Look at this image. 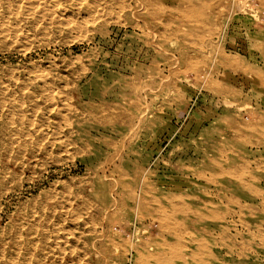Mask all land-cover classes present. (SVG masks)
Here are the masks:
<instances>
[{
    "label": "rangeland",
    "instance_id": "obj_1",
    "mask_svg": "<svg viewBox=\"0 0 264 264\" xmlns=\"http://www.w3.org/2000/svg\"><path fill=\"white\" fill-rule=\"evenodd\" d=\"M20 1L0 82L42 96L16 133L1 103L0 264H264V0Z\"/></svg>",
    "mask_w": 264,
    "mask_h": 264
},
{
    "label": "bare ground",
    "instance_id": "obj_2",
    "mask_svg": "<svg viewBox=\"0 0 264 264\" xmlns=\"http://www.w3.org/2000/svg\"><path fill=\"white\" fill-rule=\"evenodd\" d=\"M22 1V0H21ZM20 1V2H21ZM25 2H26V0H25ZM28 2V1H27ZM39 2V1H38ZM9 3V2H8ZM126 3V2H125ZM241 3V2H240ZM39 4H41V3H39ZM54 4V3H53ZM136 4H137V2H136ZM27 5V4H26ZM127 5V4H126ZM32 6V5H31ZM46 6V5H45ZM28 7V6H27ZM48 7V6H47ZM126 7V6H125ZM30 8V7H29ZM37 8V7H36ZM217 8V7H216ZM241 8H242V6H241ZM8 10V9H7ZM29 10V9H28ZM33 10V9H32ZM39 10V9H38ZM86 10V9H85ZM217 10V9H216ZM240 10V9H239ZM100 11V10H99ZM22 12V11H21ZM9 13V12H8ZM24 13V12H23ZM34 13V12H33ZM93 13V12H92ZM96 15V14H95ZM163 16V15H162ZM3 17V16H2ZM93 17H94V14H93ZM96 20V19H95ZM4 23V22H3ZM149 29V28H148ZM158 31V30H157ZM264 41V40H263ZM198 42V41H197ZM151 43V42H150ZM256 44V43H255ZM149 46V45H148ZM257 46V45H256ZM262 47V46H261ZM260 48V47H259ZM258 48V49H259ZM261 50V49H260ZM256 51H257V48H256ZM260 54V53H259ZM258 54V55H259ZM262 54H264L263 53V51H262ZM159 55V54H158ZM172 60V59H171ZM261 60V59H260ZM206 61V60H205ZM242 63V62H241ZM255 63V62H254ZM102 65V64H101ZM209 65V64H208ZM207 65V66H208ZM214 66V65H213ZM262 67V66H261ZM159 68V67H158ZM211 70V69H210ZM39 71V70H38ZM37 71V73H39ZM35 72V71H34ZM44 72V71H43ZM36 73V74H37ZM42 74V73H41ZM44 74V73H43ZM42 74V75H43ZM39 76L38 77H40V74H38ZM47 74H45V76H46ZM24 77H25V75H23ZM27 76V75H26ZM44 76V75H43ZM42 76V77H43ZM48 76H49V73H48ZM249 76V75H248ZM252 76V75H251ZM12 77V76H11ZM29 77V76H28ZM37 77V76H36ZM35 77V78H36ZM16 78V77H15ZM22 78V77H21ZM30 78V77H29ZM33 78H34V75H33ZM41 78V77H40ZM45 78H47V77H45ZM50 78H53V77H50ZM255 78V77H254ZM37 79V78H36ZM35 79V80H36ZM44 79V78H43ZM168 79V78H167ZM252 79V78H251ZM8 80V79H7ZM7 80H5V81H2V82H0V95H2V96H0V107L2 106V104L1 103H3V102H5L4 104H6V107H7V116H6V118H7V121L9 122V123H11L12 125H14V128L12 129V132H15L16 131V128H15V125H17V124H19V122H21L22 120H23V118H24V116L25 115H27V114H32V113H34L35 111V109H37V108H35V109H33V110H27L26 108H25V105L27 104V103H36L37 102V100H39L40 98H41V96H42V92L40 91V87L37 89L36 88V90H31V89H33L32 87H30V88H27V86L28 85H25L23 82V79H22V82H20V81H18L17 79H13V81L11 82H9V81H7ZM25 80V82L26 81H29V82H32V79H27L26 80V78L24 79ZM34 80V79H33ZM46 80V79H45ZM166 80V79H165ZM252 80H254V79H252ZM1 81V80H0ZM42 82H44L43 80H41ZM170 81V80H169ZM172 81V80H171ZM36 83V82H35ZM37 83H38V81H37ZM37 83H36V85H37ZM172 83V82H171ZM250 83V82H249ZM52 84V83H51ZM50 84V85H51ZM55 84V83H54ZM33 85V84H32ZM41 85V84H40ZM39 85V86H40ZM174 86V85H173ZM52 87H53V85H52ZM253 87V86H252ZM35 89V88H34ZM44 90V88H42L41 87V90ZM245 90V89H244ZM247 90V89H246ZM55 93V92H53V91H50V93ZM264 92V91H263ZM49 95H51V97H52V94H49ZM48 95V96H49ZM46 96H47V92H46ZM47 96V97H48ZM4 97L6 98V99H4ZM44 99V98H43ZM54 99V98H53ZM53 99H51V101L53 100ZM42 100V99H41ZM49 100H50V98H49ZM72 100V99H71ZM235 100V99H234ZM43 101V100H42ZM46 101V100H45ZM45 101H43V102H45ZM239 101V100H238ZM39 102V101H38ZM37 102V103H38ZM47 102V101H46ZM223 103V102H222ZM262 103V102H261ZM33 104V105H34ZM54 105V104H53ZM36 106V105H35ZM34 106V107H35ZM67 106V105H66ZM74 106V105H73ZM227 106H228V104H227ZM234 106V105H233ZM50 107V106H49ZM53 107V106H52ZM61 108V107H60ZM60 108H56V111L58 110V109H60ZM46 109V108H45ZM47 109H49L48 107H47ZM51 109H53V108H50V110ZM61 110V109H60ZM246 110V109H245ZM264 110V109H263ZM37 111V110H36ZM52 111V110H51ZM252 111V110H251ZM50 112V111H49ZM60 112H62V111H60ZM75 112V111H74ZM235 112V114L237 115V116H239V121L238 120H233V118L231 119V120H227V124L233 129V130H235V131H237V133L238 132H242L243 130H244V132H247L248 134H250V135H252L253 137L254 136H258L259 135V129H260V127L258 126V125H256L255 124V122L252 124V123H250L249 121H247L248 119H245V121H246V125H245V127L244 128H242V126H241V122L240 121H244V118H245V116L246 115H242L243 113H242V111L241 110H235L234 111ZM248 112H249V110H248ZM47 113V112H46ZM58 113H59V110H58ZM57 113V114H58ZM54 114V113H53ZM261 114V113H260ZM56 115V114H55ZM69 115V114H68ZM141 115V114H140ZM57 116V115H56ZM142 116V115H141ZM67 118V117H66ZM64 119V118H63ZM65 120V119H64ZM224 120V119H223ZM250 120V119H249ZM251 120H253V119H251ZM23 122H24V120H23ZM61 122V121H60ZM123 122V121H122ZM139 122V121H138ZM22 123V122H21ZM25 123V122H24ZM28 123V122H27ZM64 123H65V121H64ZM250 123V124H249ZM66 124V123H65ZM68 124V123H67ZM24 125V124H23ZM30 125V124H29ZM58 125V124H57ZM70 125V124H69ZM136 125V124H135ZM226 125V124H225ZM20 126H21V124H20ZM28 125H26V127H27ZM60 126V125H59ZM22 127V126H21ZM26 127H25V129H26ZM66 127V126H65ZM28 128V127H27ZM70 128H71V126H70ZM24 129V130H25ZM29 129V128H28ZM17 130H18V128H17ZM23 130V131H24ZM35 130V129H34ZM22 132V131H21ZM28 132V131H27ZM27 132L25 133V134H27ZM41 132V131H40ZM16 133V132H15ZM23 133V132H22ZM31 133V132H30ZM18 135V134H17ZM24 135V134H23ZM38 135H39V133H38ZM231 135V134H230ZM14 136V135H13ZM114 136V135H113ZM239 136V135H238ZM241 136V135H240ZM26 137V136H25ZM227 138V137H226ZM243 138V137H242ZM133 139V138H132ZM213 139V138H212ZM251 140V139H250ZM123 142V141H122ZM37 144H39V143H37ZM218 144V143H217ZM254 146H255V144H254ZM253 146V147H254ZM20 147H21V145H20ZM22 147H23V145H22ZM44 147V146H43ZM220 147V146H219ZM40 148V147H39ZM255 148V147H254ZM262 148V147H261ZM224 149V148H223ZM227 149V148H226ZM76 150V149H75ZM118 150V149H117ZM218 150V149H217ZM19 152V151H18ZM30 152V151H29ZM119 153V152H118ZM252 153V152H251ZM31 154V153H30ZM35 154V153H34ZM208 155V154H207ZM30 156V155H29ZM113 156V155H112ZM209 156V155H208ZM220 157V156H219ZM34 158V157H33ZM249 158V157H248ZM36 159V158H35ZM250 159V158H249ZM226 162V161H225ZM132 164V163H131ZM133 165V164H132ZM141 165V164H140ZM228 165V164H227ZM137 166V165H136ZM148 166V165H147ZM231 166V165H230ZM232 167V166H231ZM236 167V166H235ZM235 167H233L232 169L231 168H228V174H231V175H233V176H236L237 175V170L235 169ZM252 168H253V166H251ZM262 168V167H261ZM134 170H135V166H134ZM101 172H102V170H101ZM137 172V171H136ZM242 172V171H241ZM247 172V171H246ZM238 173H240L239 172V170H238ZM105 174V173H104ZM241 174V173H240ZM110 175V174H109ZM143 175H144V173H143ZM209 175V174H208ZM100 176V175H99ZM244 176H246V175H244ZM124 177V176H123ZM133 177V176H132ZM226 177V176H225ZM236 178V177H235ZM254 178V177H253ZM149 180V179H148ZM213 180V179H212ZM251 180V179H250ZM115 181V180H114ZM218 181H219V179H218ZM234 181V180H233ZM238 181H239V179H238ZM141 182V181H140ZM134 183V182H133ZM156 183V182H155ZM257 183V182H256ZM117 184V183H116ZM135 184V183H134ZM224 184V183H223ZM238 184V183H237ZM112 185V184H111ZM115 185V184H114ZM123 185V184H122ZM136 185V184H135ZM185 185V184H184ZM226 185V184H225ZM133 186V185H132ZM239 186V185H238ZM259 186V185H258ZM261 186V185H260ZM112 187V186H111ZM122 187V186H121ZM223 187V186H222ZM236 187V186H235ZM114 188V187H113ZM112 188V189H113ZM117 188H118V186H117ZM146 188V187H145ZM242 188V187H241ZM120 190V189H119ZM224 190V189H223ZM222 190V191H223ZM239 190H241V189H239ZM243 190V189H242ZM111 191V190H110ZM76 192V191H75ZM114 192V191H113ZM138 192V191H137ZM224 192H225V190H224ZM232 192V191H231ZM110 194H111V192H109ZM242 193V192H241ZM248 193V192H247ZM115 194V193H114ZM142 194V193H141ZM249 194V193H248ZM168 195V194H167ZM191 195V194H190ZM250 195V194H249ZM248 195V196H249ZM111 196V195H110ZM137 196V195H136ZM113 197V196H112ZM146 197V196H145ZM158 197H160V196H158ZM216 197V196H215ZM114 198V197H113ZM144 198V197H143ZM249 198V197H248ZM86 199V198H85ZM138 199V198H137ZM136 199V200H137ZM195 199V198H194ZM246 199V198H245ZM250 199V198H249ZM261 199V198H260ZM116 200V199H115ZM114 201V200H113ZM187 201H189V200H187ZM248 201V200H247ZM81 202V201H80ZM202 202V201H201ZM216 202V201H215ZM251 202V201H250ZM255 202V201H254ZM89 203V202H88ZM114 203V202H113ZM140 203H142V204H144L145 202H144V200H142V202H141V199L139 200V204ZM176 203V202H175ZM244 203V202H243ZM242 203V204H243ZM257 203V202H256ZM234 205H238V202L237 201H234V203H233ZM90 205V204H89ZM88 205V206H89ZM135 205H136V203H135ZM156 205H158L157 203H156ZM155 205V206H156ZM107 206V205H106ZM154 206V207H155ZM113 207H114V205H113ZM135 207V206H134ZM257 207V206H256ZM136 208V207H135ZM134 208V209H135ZM162 208V207H161ZM258 208V207H257ZM88 209V208H87ZM152 210V209H151ZM161 210H163V208L161 209ZM201 210V209H200ZM84 211V210H83ZM86 211H88V210H86ZM112 211V210H111ZM164 211V210H163ZM203 211V210H202ZM109 212H110V210L107 212V214H109ZM131 212H133V211H131ZM152 212V211H151ZM87 213V212H86ZM145 213V212H144ZM162 213V212H161ZM165 213V212H164ZM172 213V212H171ZM178 213V212H177ZM195 213V212H194ZM73 214V213H72ZM78 214V213H77ZM107 214H105V215H107ZM111 214V213H110ZM147 214V213H146ZM196 214V213H195ZM249 214V213H248ZM104 215V214H103ZM207 215V217L211 220V221H221V220H223L224 218H225V216L227 215H229V214H225V213H217V212H214V211H211V212H209L208 214H206ZM252 215V214H251ZM71 216V215H70ZM73 216V215H72ZM75 216V215H74ZM73 216V217H74ZM78 216V215H77ZM80 216V215H79ZM78 216V217H79ZM111 216V215H110ZM134 216V215H133ZM150 216L152 217V215L150 214ZM179 216V215H178ZM77 217V218H78ZM156 217H157V215H156ZM173 217V216H172ZM244 217V216H243ZM105 218H108V216L107 217H105ZM110 218V217H109ZM135 218V217H134ZM137 218V217H136ZM75 219V218H74ZM194 219V218H193ZM257 219V218H256ZM258 219H261V218H258ZM22 220V219H21ZM86 220V219H85ZM93 220V219H92ZM63 221V220H62ZM91 221V220H90ZM94 221V220H93ZM159 221V220H158ZM161 221V220H160ZM230 221V220H229ZM69 222H70V219H69ZM104 222V221H103ZM103 222H101V223H103ZM138 222V221H137ZM196 222V221H195ZM253 222V221H252ZM260 222V221H259ZM258 222V223H259ZM64 223V222H63ZM72 223V222H71ZM157 223V222H156ZM161 223V222H160ZM217 223V222H216ZM215 222H214V224H216ZM87 224V223H86ZM128 224V223H127ZM208 224V223H207ZM33 225V224H32ZM31 225V226H32ZM93 225H94V222H93ZM174 225V224H173ZM235 225V224H234ZM259 225V224H258ZM257 225V226H258ZM155 226V225H154ZM241 226V225H240ZM94 227V226H93ZM92 227V228H93ZM103 227V226H102ZM141 227V226H140ZM162 227V226H161ZM193 227V226H192ZM260 227V226H259ZM74 228V227H73ZM199 228V227H198ZM244 228H246V227H244ZM123 229V228H122ZM142 229V228H141ZM200 229V228H199ZM144 230V229H143ZM163 230V229H162ZM264 230V229H263ZM60 231V230H59ZM76 231V230H75ZM106 231V230H105ZM124 231V230H123ZM250 231H252V230H250ZM102 232V234H103V231H101ZM100 232V233H101ZM245 232H246V230H245ZM11 233V232H10ZM86 233H88V232H86ZM127 233V232H126ZM132 233V232H131ZM142 234V233H141ZM255 234V233H254ZM16 235H17V233H16ZM73 235V234H72ZM118 235V234H117ZM128 235V234H127ZM155 235V234H154ZM185 235H187V233L185 234ZM212 235H214V237L215 238H221V237H224V236H226V237H228V238H233V240H234V242H236V239H238L240 236H241V233L240 232H238V231H234L233 233H232V235H229V230H228V227H225L224 228V230L223 231H220V232H215V229H212ZM261 235V234H260ZM67 236V235H66ZM100 236H102L101 234H100ZM44 237H45V235H44ZM117 237V236H116ZM136 237V236H135ZM6 238V237H5ZM113 238V237H112ZM149 238V237H148ZM18 239H19V237H18ZM78 239V238H77ZM15 240V239H14ZM40 240V239H39ZM142 240V239H141ZM140 240V241H141ZM149 240V239H148ZM200 240V239H199ZM198 240V241H199ZM7 241V240H6ZM22 241V240H21ZM139 241V242H140ZM160 241V240H159ZM181 241V240H180ZM135 242H136V240H135ZM237 242H238V240H237ZM156 243V242H155ZM71 244V243H70ZM130 244V243H129ZM216 244V243H215ZM83 245V244H82ZM149 245H150V243H149ZM218 245V244H217ZM236 245V244H235ZM260 245H261V243H260ZM259 245V246H260ZM92 246V245H91ZM131 246V245H130ZM160 246V245H159ZM240 246V245H239ZM7 247V246H6ZM128 247V246H127ZM184 247V246H183ZM222 247V246H221ZM221 247L219 248V249H221ZM237 247V246H236ZM72 248H74V247H72ZM131 248V247H130ZM144 248H146L145 246H144V242H142L141 243V245H140V247L139 248H137V249H139V252H138V257L140 258V259H145V261H146V259H147V261L149 262V260H152V259H157V258H155V256H153V255H155V253L154 254H152V255H148V256H145L144 255ZM165 248V247H164ZM167 248V247H166ZM192 248V247H191ZM3 249V248H2ZM59 249V248H58ZM115 249V248H114ZM155 249V248H154ZM158 249H159V247H158ZM157 249V250H158ZM180 250H181V248H179ZM183 249V248H182ZM35 250V249H34ZM104 250V249H103ZM167 250V249H166ZM188 250V249H187ZM209 251H210V249H208ZM3 251V250H2ZM1 251V252H2ZM83 251V250H82ZM256 251V250H255ZM49 252V251H48ZM60 252V251H59ZM64 252V251H63ZM67 252V251H66ZM147 252V251H146ZM167 252V251H166ZM169 252V251H168ZM26 253V252H25ZM78 253V252H77ZM81 253V252H80ZM17 254V253H16ZM19 254V253H18ZM2 255H3V253H2ZM67 255V254H66ZM189 255V254H188ZM203 255V254H202ZM35 257V256H34ZM68 257V256H67ZM78 257V256H77ZM86 257V256H85ZM180 257H182V256H180ZM206 257V256H205ZM28 258H29V256H28ZM62 258V257H61ZM69 258V257H68ZM163 258H164V256H163ZM209 258V257H208ZM116 259V258H115ZM201 259H203V257L201 258ZM7 260V259H6ZM5 260V261H6ZM29 260V259H28ZM43 260V259H42ZM61 260V259H60ZM72 260V259H71ZM181 260V259H180ZM188 260V259H187ZM53 261V260H52ZM190 261H192V260H190ZM7 262H8V260H7ZM15 262H17V261H15ZM28 262V261H27ZM81 262V261H80ZM129 262V261H128ZM152 262V261H151ZM159 262V261H158ZM157 262V263H158ZM10 263V262H9ZM14 263V262H13ZM134 263V262H133ZM183 263V262H182ZM14 264H16V263H14ZM219 264V263H218Z\"/></svg>",
    "mask_w": 264,
    "mask_h": 264
}]
</instances>
